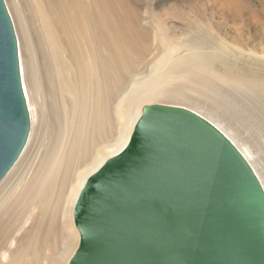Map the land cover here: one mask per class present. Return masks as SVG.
I'll return each mask as SVG.
<instances>
[{
  "label": "bare ground",
  "instance_id": "1",
  "mask_svg": "<svg viewBox=\"0 0 264 264\" xmlns=\"http://www.w3.org/2000/svg\"><path fill=\"white\" fill-rule=\"evenodd\" d=\"M4 1L17 36L30 129L0 179V208L27 211L34 199L44 198L43 206L51 204L47 230L56 232L52 241L47 235L38 243L28 240L22 251L8 254L6 264H67L79 240L72 218L76 197L87 177L126 144L148 100H175L207 119L245 157L264 189V72L257 57L264 58L263 52L249 50L240 64L251 66H234L236 61L222 59L223 41L189 37L167 45L139 71L126 49L107 52L92 41L93 26L62 38L39 0ZM27 8L39 24L38 41ZM201 90L204 98L191 94ZM11 230L2 238L6 245L13 241Z\"/></svg>",
  "mask_w": 264,
  "mask_h": 264
},
{
  "label": "water",
  "instance_id": "2",
  "mask_svg": "<svg viewBox=\"0 0 264 264\" xmlns=\"http://www.w3.org/2000/svg\"><path fill=\"white\" fill-rule=\"evenodd\" d=\"M30 129L17 36L0 0V179ZM67 264H264V189L217 127L183 106L141 107L123 148L72 208Z\"/></svg>",
  "mask_w": 264,
  "mask_h": 264
},
{
  "label": "rangeland",
  "instance_id": "3",
  "mask_svg": "<svg viewBox=\"0 0 264 264\" xmlns=\"http://www.w3.org/2000/svg\"><path fill=\"white\" fill-rule=\"evenodd\" d=\"M39 1L51 21L60 26L62 38L73 35L75 30H79L78 36H81L85 31L81 29L93 26L95 35L91 33L89 37L92 41H99L100 48L105 45L107 52L112 47L126 49L130 60L133 56L138 61L135 65L139 71L144 69L148 61L159 57L167 45L183 39L185 41L189 37L199 42L205 38L206 44L223 41L227 49L225 52L220 51L222 59L236 61L234 66H251V63L240 64L249 50L264 53V0ZM32 12L26 9L31 33L38 41L39 24ZM226 52L227 55L224 54ZM257 55L261 61L259 69L264 72V58L260 57L261 54ZM249 60L252 62V59ZM256 72L258 73L257 70ZM202 92L203 90L191 94L204 98ZM259 93L262 94L260 102L264 105V89H260ZM174 102L176 101L148 100L145 104L177 105ZM248 134L249 132H244L241 135ZM261 157L264 158V154ZM44 201V198L38 201L34 199L27 211L25 206L18 207L12 213L8 211V206L0 208V264L7 263L8 254L22 251L30 239L37 243L43 235H47L49 241L55 239L56 232L47 230L51 204L43 206ZM11 229H16L11 235L13 241L6 245L2 238L8 239ZM3 250L5 255L1 254Z\"/></svg>",
  "mask_w": 264,
  "mask_h": 264
}]
</instances>
